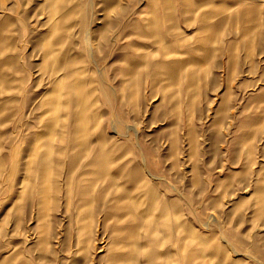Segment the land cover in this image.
<instances>
[{"label": "rangeland", "instance_id": "374dc122", "mask_svg": "<svg viewBox=\"0 0 264 264\" xmlns=\"http://www.w3.org/2000/svg\"><path fill=\"white\" fill-rule=\"evenodd\" d=\"M0 264H264V0H0Z\"/></svg>", "mask_w": 264, "mask_h": 264}, {"label": "bare ground", "instance_id": "6f19581e", "mask_svg": "<svg viewBox=\"0 0 264 264\" xmlns=\"http://www.w3.org/2000/svg\"><path fill=\"white\" fill-rule=\"evenodd\" d=\"M78 90H79V92H80V94H81V93H82V90H80V89H78ZM80 97H81V95H80ZM79 105H80V104H79ZM85 106H86V105L83 106L82 103H81V105H80L79 107H81V108H82V107H83V108H86Z\"/></svg>", "mask_w": 264, "mask_h": 264}]
</instances>
